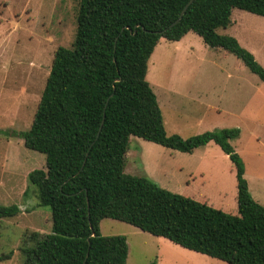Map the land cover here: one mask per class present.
<instances>
[{
    "label": "trees",
    "instance_id": "16d2710c",
    "mask_svg": "<svg viewBox=\"0 0 264 264\" xmlns=\"http://www.w3.org/2000/svg\"><path fill=\"white\" fill-rule=\"evenodd\" d=\"M79 0L69 48L58 47L29 129L25 148L44 156L33 170L38 206L50 210L51 230L30 232L22 264H126L123 236H102L112 219L227 264H264V206L251 197L244 166L229 141L238 129L182 139L168 136L147 64L160 39L193 33L231 54L264 84V68L235 38L219 35L233 9L264 18V0ZM192 153L209 142L236 171L237 214L224 213L124 173L129 138ZM0 205V219L16 216Z\"/></svg>",
    "mask_w": 264,
    "mask_h": 264
},
{
    "label": "rangeland",
    "instance_id": "374dc122",
    "mask_svg": "<svg viewBox=\"0 0 264 264\" xmlns=\"http://www.w3.org/2000/svg\"><path fill=\"white\" fill-rule=\"evenodd\" d=\"M79 0H0V205L16 216L0 219V264H22L20 248L30 232L50 233V210L38 206L33 170L44 156L24 147L58 47L72 44ZM236 39L264 68V18L233 9L230 25L216 31ZM146 81L156 96L168 136L182 139L220 129H238L229 141L244 166L253 200L264 206V84L231 54L205 45L193 33L180 41L160 39L147 64ZM126 175L236 215V171L209 142L192 153L129 138ZM102 236H123L126 264H227L112 219Z\"/></svg>",
    "mask_w": 264,
    "mask_h": 264
},
{
    "label": "water",
    "instance_id": "95a60500",
    "mask_svg": "<svg viewBox=\"0 0 264 264\" xmlns=\"http://www.w3.org/2000/svg\"><path fill=\"white\" fill-rule=\"evenodd\" d=\"M192 1H193V0H189V1L185 4V6L183 7V9H182L180 15L178 16V18H177L172 24H170L169 28L173 27L174 25H176V24L181 20V18L183 17L185 11L187 10L188 6L192 3Z\"/></svg>",
    "mask_w": 264,
    "mask_h": 264
},
{
    "label": "crops",
    "instance_id": "0c3cea01",
    "mask_svg": "<svg viewBox=\"0 0 264 264\" xmlns=\"http://www.w3.org/2000/svg\"><path fill=\"white\" fill-rule=\"evenodd\" d=\"M249 190V189H248Z\"/></svg>",
    "mask_w": 264,
    "mask_h": 264
}]
</instances>
